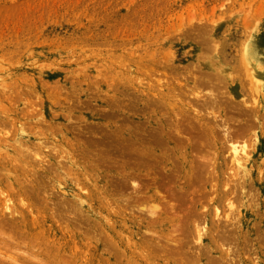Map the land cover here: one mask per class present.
Instances as JSON below:
<instances>
[{
	"label": "rangeland",
	"instance_id": "1",
	"mask_svg": "<svg viewBox=\"0 0 264 264\" xmlns=\"http://www.w3.org/2000/svg\"><path fill=\"white\" fill-rule=\"evenodd\" d=\"M0 264H264V0H0Z\"/></svg>",
	"mask_w": 264,
	"mask_h": 264
},
{
	"label": "bare ground",
	"instance_id": "2",
	"mask_svg": "<svg viewBox=\"0 0 264 264\" xmlns=\"http://www.w3.org/2000/svg\"><path fill=\"white\" fill-rule=\"evenodd\" d=\"M235 149H236V147L234 148V150H235ZM194 165H195V163H194ZM200 167H202V166H200ZM186 193H187V192H186ZM173 194H174V193H173ZM188 195H189V194H188ZM165 199H166V198H165ZM228 200H229V199H228ZM164 201H165V200H164ZM151 206H153V205H151ZM151 206H150V208H152V209L149 208V210H152L151 213H152V214H153V213H156V211H155V212L153 211V208H155V207H151ZM154 210H155V209H154ZM140 213H141V211H140ZM149 213H150V211H149ZM151 213H150V214H151ZM242 213H243V212H242ZM231 217H232V216H231ZM236 217H237V216H236ZM191 220H192V219H191ZM193 220H194V219H193ZM71 222H72V221H71ZM8 239H10V238H8ZM14 240H15V239H14ZM12 242H13V241H12Z\"/></svg>",
	"mask_w": 264,
	"mask_h": 264
}]
</instances>
